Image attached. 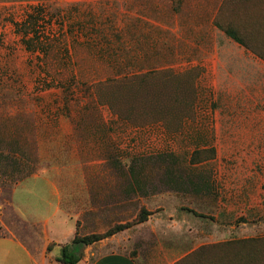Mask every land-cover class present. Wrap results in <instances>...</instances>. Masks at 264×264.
Masks as SVG:
<instances>
[{
  "label": "rangeland",
  "instance_id": "1",
  "mask_svg": "<svg viewBox=\"0 0 264 264\" xmlns=\"http://www.w3.org/2000/svg\"><path fill=\"white\" fill-rule=\"evenodd\" d=\"M31 14L59 80L17 30ZM150 71L174 75L155 83L173 108L195 97L177 132L98 105L95 82ZM0 153V238L26 237L13 194L48 173L79 236L127 226L120 251L144 264H264V0H0Z\"/></svg>",
  "mask_w": 264,
  "mask_h": 264
},
{
  "label": "trees",
  "instance_id": "2",
  "mask_svg": "<svg viewBox=\"0 0 264 264\" xmlns=\"http://www.w3.org/2000/svg\"><path fill=\"white\" fill-rule=\"evenodd\" d=\"M39 7L40 6H38L37 9L40 10ZM220 9H218L215 15L214 25L224 31L231 39L236 42H241V39L238 37L235 30L224 28L219 24L218 14L220 13ZM36 22L37 20L35 19L34 14H31L24 23H16L15 25L17 30L22 31L24 35L23 43L26 46V50L32 53L39 52L43 54L42 60L45 61L44 67L48 71V69L51 70L49 56L51 54L54 56L52 49L58 42L55 38L51 39L49 37H42L37 30H34L33 28L36 26ZM31 33L33 35L29 37ZM57 69L58 67H55L54 72H47L55 81L56 79L59 80V77L62 76V72ZM157 72L150 71L125 77H111L95 82L93 86L99 103L98 105L108 106L118 119L131 126L146 127L160 123L169 131L177 132L183 128L185 120L194 118L193 107L195 97L190 103L187 102V105L185 102V106H177L178 109L173 108L172 104L173 102L174 104L176 102V100L172 98L173 95H171V98L163 97L165 99H161L162 97L158 94V89L156 88L155 83H159V81L163 83H171L170 79L175 77L174 75L167 74L166 76L160 73L154 75ZM152 75L154 76L152 77ZM51 83L50 85H47V87H51ZM193 86L194 85H192L188 92L196 96ZM144 112L147 116L143 120L139 118V114H143ZM3 156L4 155L0 153V157ZM146 213V211H143L138 222L144 223L148 220L149 213L145 216ZM126 228L127 226H117L104 235L79 236L77 233L71 242L62 246L61 255L56 261L61 262L62 264H78L84 257L85 248L107 239L110 236H114ZM52 246L53 245L49 246L48 249L51 250ZM189 256L177 264H193L196 255Z\"/></svg>",
  "mask_w": 264,
  "mask_h": 264
},
{
  "label": "crops",
  "instance_id": "3",
  "mask_svg": "<svg viewBox=\"0 0 264 264\" xmlns=\"http://www.w3.org/2000/svg\"><path fill=\"white\" fill-rule=\"evenodd\" d=\"M28 181L36 185L37 191L33 193L40 203H25L21 206L17 201L18 188ZM24 182L15 190L12 201L26 225L27 235L20 237L12 233L11 236L0 238V249L4 251L3 254L0 253V264H62L56 261L61 255L62 246L71 242L78 233V221L71 216L74 210L66 206V193L59 188L55 175L42 173ZM75 198H78L76 193ZM155 219L163 222L155 214L146 223ZM122 238L124 234H117L89 246L78 264H144L140 254L134 256L120 251ZM51 245L53 246L49 250Z\"/></svg>",
  "mask_w": 264,
  "mask_h": 264
}]
</instances>
